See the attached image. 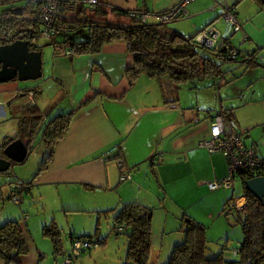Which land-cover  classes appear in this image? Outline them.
Instances as JSON below:
<instances>
[{"label": "crops", "instance_id": "crops-1", "mask_svg": "<svg viewBox=\"0 0 264 264\" xmlns=\"http://www.w3.org/2000/svg\"><path fill=\"white\" fill-rule=\"evenodd\" d=\"M104 1L125 9L147 6L154 10H164L181 0ZM222 1L187 0L184 2L187 12L185 23H178L176 28L186 36H192L201 30L197 40L199 38L202 41V36L212 29L208 31L205 26L209 22L212 23L208 26H213L219 18L221 9L223 10ZM21 2L23 1L19 0L15 4ZM0 5L1 15L7 4ZM32 9L19 6L15 12H22V16H33ZM235 17L238 28H234L232 32L241 31V42H244L239 49H256L254 56L258 61L239 63L252 66L253 69L261 65L259 70L264 72V14L256 11L255 15L245 13L243 17H239L237 11ZM80 30L76 33L63 31L65 37L62 44L50 42L54 43L53 64L44 73L41 63V75L34 80L32 90L26 86L20 88L15 81L0 84V157H4V138L17 135V123L24 106L36 105L44 125L56 115L69 112L86 100L73 113L65 137L55 144L53 158L48 166L37 175V169L33 174L25 176L21 169L16 172L13 170L18 176L15 177L20 181L32 180L31 190L37 189L44 202L50 204L45 207L51 211L60 210L66 214L86 211L90 198L95 199L93 202L96 205L102 204L104 207L121 205L130 200L152 207L151 251L157 257L165 240L164 252L180 241V219L184 212L197 219L190 210L206 193L213 192L208 189L207 183L227 175L223 155L220 152L209 153L198 146L200 141L208 138L211 118L218 109L214 111V106L180 105L181 99L176 91L178 88L167 83L162 91L156 78L144 74L138 77L132 87L126 89L122 73L130 60L125 42L114 39L105 42L98 52L73 53L69 47L70 40H84L89 34L88 28ZM55 33L47 37L54 38ZM245 35L247 40L244 39ZM220 36L224 37L220 31H216L211 43L217 42ZM33 44L37 45L34 40ZM37 46L40 50L41 46ZM137 85L141 88H137ZM19 93L25 94L29 101L19 98ZM251 98L255 100L262 97ZM244 103L242 98L236 103L238 106L222 107L229 109V118L243 128L242 144L264 159V149L252 141L256 134L251 132L252 128L264 125V106H244ZM12 116L18 118L7 124ZM118 161L130 171L131 180H120L122 168L117 165ZM8 171L0 172V175L10 174ZM4 178L0 177V224L20 219L30 228L35 239L37 230L31 229L40 230L48 222L45 223L32 214L27 216L23 207L9 201L10 187L3 186L7 181ZM103 208L97 210L111 209L101 210ZM217 209L216 205L209 216ZM23 215H26V219H23ZM52 220L57 225L53 218L50 219ZM168 231L179 233V237L170 240L166 236ZM154 233L160 234V249L158 240L152 236ZM72 236H77L74 230L69 233L68 241ZM40 249L42 250L41 247L35 248L33 244L29 253L19 259L18 264L42 262L41 255L44 251ZM84 254L90 255V252ZM80 256L81 254L75 257L72 264L85 263L86 258ZM44 260L45 263L42 264L59 262V258L54 257H46ZM0 264L3 263L0 261Z\"/></svg>", "mask_w": 264, "mask_h": 264}, {"label": "trees", "instance_id": "trees-1", "mask_svg": "<svg viewBox=\"0 0 264 264\" xmlns=\"http://www.w3.org/2000/svg\"><path fill=\"white\" fill-rule=\"evenodd\" d=\"M17 1L19 0H0V4H7V7L4 8V13L0 15V43L10 42L17 38H29L30 42L31 39H34L39 29L37 26L41 23L37 15L38 2L22 0L23 2L20 4H15ZM98 1L99 4H96L93 8L86 3L77 2L71 9H63L56 18L54 32L73 31L78 27L89 29L88 37L84 40H70L69 47L73 53L98 52L105 42L114 39L123 40L130 60L122 73V78L126 81V89L132 87L141 74L156 78L163 91L167 87V83L172 84L173 88L177 89L181 81H188L194 84L196 80L218 74L221 72L219 65L224 61L229 60L238 63L258 62L256 56H254L256 49H239L231 42L229 37H223L217 44L213 43L209 46L197 40V35L201 30L192 36H186L179 31L173 21L187 15L184 5L177 14L164 19L161 17L168 15L172 9L171 7L164 10H154L147 6L125 9L111 6L104 0ZM238 1L240 0H236V3ZM255 1L260 8H264L262 0ZM101 2L109 5L116 13L126 16L128 21L114 23L98 19V17H106L103 16L106 11L101 6ZM19 6L33 8L34 15L22 16V12L20 14L15 12ZM142 13L146 14L144 19H142ZM68 14H70V17ZM210 23L205 27L208 28ZM232 25L234 26L233 23ZM245 38L246 35L244 36ZM29 44L31 45L32 43ZM31 46L37 50L39 49L37 45ZM85 102L86 100L82 101L77 108H80V105ZM28 105L24 106L23 111L20 112L16 137H6L3 142L6 145L13 139L20 137L26 142L29 153L32 150V137L36 130H41L42 140L47 153L36 171L35 175H37L52 160L54 146L65 137L72 115L77 108L56 115L43 125L42 115L37 106L34 104ZM222 106L220 103L218 110L211 118V124L215 117L220 115L225 122L238 125L236 121H232L229 118L231 116L229 109H224ZM41 124L42 126L40 127ZM238 128L241 137L244 130L239 125ZM253 153L262 160L263 166L241 167L237 174L233 176V186L221 187L233 190L235 180H239L246 197V206L235 213V222L240 224L243 233V240L240 243L241 251L238 256L233 257L232 255L231 259H226L223 256L225 247H222L218 253L212 256L208 255L209 241L205 235V225L184 212L180 219V229L184 233V240L173 247L166 264H260L263 258L261 251L264 246V199L263 201L256 199L246 189L245 181L255 176H264V159L256 152L253 151ZM32 183V180L9 181L10 193L8 200L12 202V199L16 197L17 202L12 203L19 206L22 193H30ZM228 200L223 202L222 206L225 215L227 214L226 204ZM98 212L105 215L111 212L113 214L112 231L115 234L124 232L126 236L125 259L128 261L127 264H129V261L132 264H148L151 254L152 207L136 200H130L122 203L117 210L109 209ZM23 219H26V215H23ZM118 228L122 230H118ZM40 232V235L50 242L52 256L55 259L59 258L58 264H60L67 253H72L75 242H80L82 245H90L89 247H81L79 255L82 251L89 252L96 244L104 242L103 239H98L96 234L93 238L91 235L82 234L72 236L69 240L68 248L64 249L62 232L53 220L43 225ZM33 239L34 236L31 238L30 230L20 219L9 220L0 224V261L3 264H18L19 259L29 253L30 248H32L31 245L34 244L35 248H40L36 243V236L34 241ZM40 251L42 250L40 249ZM43 257L41 255V261ZM247 257L250 259V263H245ZM42 263L43 261L39 262V264Z\"/></svg>", "mask_w": 264, "mask_h": 264}, {"label": "rangeland", "instance_id": "rangeland-1", "mask_svg": "<svg viewBox=\"0 0 264 264\" xmlns=\"http://www.w3.org/2000/svg\"><path fill=\"white\" fill-rule=\"evenodd\" d=\"M187 1V0H186ZM185 1V2H186ZM101 6H103L106 11L105 18L98 19L112 21L114 23H121L128 21V18L123 14H118L116 11H113L111 7L104 2H101ZM180 3V2H178ZM223 10L221 9L219 18L215 20L213 26H209L207 29L209 31L210 28L220 31L224 35V37H229L231 42L242 48L244 42H241L242 32L232 30L235 28L228 20H224L222 16V12H224L227 8L238 11L239 17H243L245 13L249 15H255V12L258 11L260 14H264V8H260L255 0H240L236 3V0H223L222 2ZM99 1L97 0V3ZM235 5V8L233 7ZM2 9V5H0V12ZM131 9V8H130ZM90 12V11H89ZM102 16V15H101ZM236 18V17H235ZM237 21V20H236ZM178 23H185V18H178L173 21V24L177 26ZM212 23V22H211ZM210 23V24H211ZM238 23V22H237ZM209 24V25H210ZM81 28L73 30L70 33L80 32ZM86 28V27H85ZM232 32V33H231ZM231 33V34H230ZM65 32L57 31L54 35V38L47 36H37L33 40L37 43V45L41 46V63L43 67V72L47 71V68L51 67L53 64V55H54V43L50 42H58L62 44V40L64 39ZM223 37L217 40H222ZM244 40V39H243ZM242 40V41H243ZM247 40V39H245ZM217 42H215L217 44ZM241 45V46H240ZM45 66V68H44ZM220 71L218 74L206 76L200 80H196L194 84L188 81H181L179 83V87L176 90L178 93V97H180L179 104L183 106H214L213 109L216 111L219 108L220 103L225 106H238L239 100L242 98L245 100L246 105L244 106H264V72H260L259 68L261 65H258L257 69H253L252 66H247V64H240L235 61H224L220 65ZM36 79V78H35ZM35 79H27V80H7L0 82V84L10 83L15 81L20 88L26 86L31 87L28 89L34 88V80ZM195 85V86H193ZM33 86V87H32ZM137 88H141L137 85ZM21 92V91H20ZM32 92V91H31ZM7 94L6 92H3ZM32 94V93H31ZM19 98H23L26 101H29L25 94L19 93ZM251 97H262L261 99H252ZM221 99V100H219ZM253 100V101H250ZM244 103V104H245ZM249 104V105H248ZM241 106V105H239ZM218 107V108H217ZM236 110V109H235ZM18 117H11L6 123H11L10 121H15ZM19 123H17L18 128ZM10 129V128H9ZM17 132V129H16ZM251 132L256 134L253 136L252 141L257 143V145L263 147L264 149V125H260L258 127H254L251 129ZM248 133V132H247ZM32 145H31V153L28 154L26 161L22 164L12 165L8 170L10 174H3L0 177H5L7 180L3 186L8 185V181L11 180L13 182L20 181L15 173L18 169L23 171V175L33 174L36 169H38L41 162L45 159L47 149L42 140V131L36 130L34 136L32 137ZM251 141V142H252ZM15 172H14V171ZM8 171V173H9ZM35 174V173H34ZM10 177H7L9 176ZM31 176V175H29ZM33 176V175H32ZM18 177V176H17ZM32 178V177H31ZM25 181L29 179H24ZM2 181V180H0ZM123 183V182H122ZM243 189L239 180H235V187L233 191L231 189L218 188L213 190V192L206 193L205 197L196 201L194 205L191 207V214L197 217L196 221H199L205 225V235L207 240L209 241V249L207 254L212 256L218 253L222 247L226 249L223 252V256L226 259L232 258V251L236 248L241 241L243 240V233L240 227V224L235 222V210L230 211L228 214H224L222 210L223 202L226 200L231 201V198L238 197L242 195ZM52 195V194H51ZM54 195V194H53ZM57 198V196H56ZM54 198V199H56ZM194 198V197H193ZM50 200H52L50 198ZM194 200V199H193ZM93 201L94 198H90L89 206H87L86 211H80L79 213H64L63 211H51L46 208L42 195L38 193L36 188H33L30 193H22L21 195V203L20 206L23 207L26 211V215L30 216L32 214L34 217H38L39 219H43L46 222L50 223V219L53 218L57 223L58 227L62 230V240L64 249H67L69 246V233L74 230L76 235L83 234L91 235L92 238L97 235L98 239H103L104 242L100 244H96L89 252V254H84L81 252L80 257H85L86 261L83 264H122L128 263L126 258V236L124 232H118L115 234L112 231L113 221H112V213H107L106 215L103 213H99L97 209L103 208L102 204L96 205ZM227 202V203H228ZM50 205V204H48ZM217 205V211L209 216V212H213L214 207ZM120 207V204L111 205L104 207L101 210H105L108 208H114L117 210ZM191 216V215H190ZM178 222V221H177ZM47 223V224H48ZM30 229V228H29ZM37 230L36 243L42 248L45 252L43 253V263H45V258L52 259L51 255V247L48 239L42 237L40 235L39 229H31ZM118 230H122L119 229ZM182 236L180 237V241L174 243L180 244L184 240V233L181 231ZM31 238L32 232L30 231ZM175 233V231L170 232L166 236H169L170 240H174L179 237ZM153 238H156L157 245L160 249L161 238L160 234H153ZM43 241V242H42ZM173 245V246H174ZM33 246V245H31ZM166 248V240L164 246L161 247L160 251L156 254L151 251L150 258L148 264H166L173 247L171 246L170 250L164 252ZM86 252V253H89ZM129 264L132 262L129 261Z\"/></svg>", "mask_w": 264, "mask_h": 264}, {"label": "built area", "instance_id": "built-area-1", "mask_svg": "<svg viewBox=\"0 0 264 264\" xmlns=\"http://www.w3.org/2000/svg\"><path fill=\"white\" fill-rule=\"evenodd\" d=\"M32 2H38L37 15L40 19V28L37 30L38 35H49L52 34L56 27V18L61 14L63 9L69 10L73 7L74 4L86 3L91 8H93L97 0H31ZM186 0H181L180 3L172 6L171 11L168 15L162 16L161 18H169L177 14L180 11V8L184 5ZM133 14V13H132ZM224 20H228L234 24L235 28H238V23L235 18L234 10L227 8L224 12L221 13ZM145 13H142V19L145 18ZM199 147L206 149L208 152L219 151L225 158L227 166V176L221 180H213L208 182L207 186L209 190H216L218 188L230 187L233 186L232 180L233 176L237 174L238 170L241 167H262L263 162L260 158L256 157L253 151L249 148L243 146L241 142V137L239 133L238 125L225 122L220 115L216 116L213 120L209 137L198 143ZM117 165L122 168V171L119 175L120 180L126 181L130 179V171L123 167L121 161L117 162ZM12 202L16 203L17 198L14 197ZM246 206V197L244 194L232 198L226 204L227 214L235 210L238 212ZM82 244L80 242L74 243V249L71 254L67 253L65 257L61 260L60 264H72L73 259L79 255L81 247H89L88 244ZM262 261L260 264H264V246L262 248ZM241 251L240 244L233 249V257H237ZM247 252V251H246ZM245 252V253H246ZM245 263H250V259L247 257Z\"/></svg>", "mask_w": 264, "mask_h": 264}, {"label": "water", "instance_id": "water-1", "mask_svg": "<svg viewBox=\"0 0 264 264\" xmlns=\"http://www.w3.org/2000/svg\"><path fill=\"white\" fill-rule=\"evenodd\" d=\"M262 2L264 3V0ZM213 35H216V30L211 29L202 36L201 42L211 46ZM29 43V38L0 43V82L14 78L35 79L41 75V51L30 49ZM2 154L4 157H0V172H6L12 165L24 163L28 147L26 142L18 137L4 146ZM245 187L256 199L263 201L264 176L246 180Z\"/></svg>", "mask_w": 264, "mask_h": 264}, {"label": "flooded vegetation", "instance_id": "flooded-vegetation-1", "mask_svg": "<svg viewBox=\"0 0 264 264\" xmlns=\"http://www.w3.org/2000/svg\"><path fill=\"white\" fill-rule=\"evenodd\" d=\"M39 28H40V27H39ZM37 36H40V37H41V36H49V35H38L37 32H36V36H35V37H37ZM35 37H34V38H35ZM30 43H32L31 45H34V44H33V39H31ZM31 45H30V49L32 48ZM33 49H35V48H33ZM26 91H27V90H26ZM30 91H31V90H30ZM30 91H29V92H30Z\"/></svg>", "mask_w": 264, "mask_h": 264}, {"label": "clouds", "instance_id": "clouds-1", "mask_svg": "<svg viewBox=\"0 0 264 264\" xmlns=\"http://www.w3.org/2000/svg\"><path fill=\"white\" fill-rule=\"evenodd\" d=\"M210 127H211V126H210ZM209 133H210V132H209ZM208 137H209V136H208ZM198 146H199V145H198ZM201 148H202V147H201ZM205 150H206V149H205ZM206 151H207V150H206ZM216 152H219V151H216ZM209 153H210V152H209ZM211 153H212V152H211ZM220 153H221V152H220ZM221 154H222V153H221ZM223 157H224V156H223ZM224 159H225V158H224ZM226 167H227V166H226ZM130 179H131V174H130ZM130 179H129V180H130ZM242 194H244V193H242ZM232 198H233V196H232ZM232 198H231V199H232ZM235 213H237V212H235Z\"/></svg>", "mask_w": 264, "mask_h": 264}]
</instances>
